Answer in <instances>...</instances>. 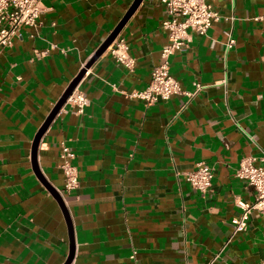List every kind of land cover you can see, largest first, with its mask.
<instances>
[{"label":"crops","instance_id":"0c3cea01","mask_svg":"<svg viewBox=\"0 0 264 264\" xmlns=\"http://www.w3.org/2000/svg\"><path fill=\"white\" fill-rule=\"evenodd\" d=\"M135 1L43 0L40 26L0 55V264H66L72 251L71 264H264V219L232 227L238 202L256 198L239 164L264 157V0H210L221 19L170 58L193 96L152 106L130 93L163 63L160 0H143L116 37L132 72L113 43L96 57ZM84 70L76 89L88 106L64 104L34 161L38 133ZM63 145L76 155L72 192ZM202 162L215 174L205 195L187 180Z\"/></svg>","mask_w":264,"mask_h":264},{"label":"built area","instance_id":"2783aa9c","mask_svg":"<svg viewBox=\"0 0 264 264\" xmlns=\"http://www.w3.org/2000/svg\"><path fill=\"white\" fill-rule=\"evenodd\" d=\"M160 3L166 12L161 28L169 38V44L162 51L163 63L153 70L146 90L130 93L131 98L141 100L145 106L169 101L173 96H193L185 92L171 75L170 58L188 48L192 35L206 36L213 24L221 19L210 0H160ZM43 12V0H0V55L13 47L14 40L20 36L23 28L37 29ZM255 21L262 22L264 26V17L256 18ZM234 45L235 41L230 37L227 51ZM53 49H56L55 46ZM110 52L117 63L132 72L135 62L128 53L125 40H115L110 46ZM66 102L78 114L84 113L89 104L87 96L78 89L73 91ZM61 158L65 176L64 191L72 192L79 185L78 170L73 166L76 155L67 145H63ZM263 163L264 157H247L241 160L236 171V177L255 190L256 198L253 203L238 202L242 214L232 220L234 235L247 231L255 214L264 219ZM214 176V170L202 162L187 174V180L193 189L205 195L213 187ZM218 259L219 255L208 264H216Z\"/></svg>","mask_w":264,"mask_h":264},{"label":"water","instance_id":"95a60500","mask_svg":"<svg viewBox=\"0 0 264 264\" xmlns=\"http://www.w3.org/2000/svg\"><path fill=\"white\" fill-rule=\"evenodd\" d=\"M142 1L143 0H136L135 1V3L133 5V7L131 8V10L128 12V14L123 19V21L118 26V28L115 30V32L108 38V40L103 45V47L98 51L96 57H98L100 54H102V52L107 47H109L116 40L117 35L121 31V29L124 27V25L126 24V22L129 20V18L131 17V15L136 11V9L138 8V6L141 4ZM96 57L94 59H96ZM94 59L91 61L90 65L94 62ZM84 72H85V70L83 72H81V74L71 83L70 87L68 88V90L66 91V93L64 94V96L61 98V100L59 101V103L56 105V107L54 108L52 114L49 116L47 122L45 123V125L42 127V129L38 133V135H37V137H36V139L34 141V146H33L34 161H36V154H37L38 146H39V143H40V140H41L42 136L46 132L48 126L50 125V123L52 122V120L54 119V117L57 115V113L60 111V109L64 106V104L66 103L67 99L72 95L73 91L76 89L78 83L80 82V80L82 79V77L84 75ZM37 169L38 168H36V170ZM38 172H39V170H37V173ZM38 175H39V173H38ZM39 178L42 179L40 177V175H39ZM53 194L56 195V193H54V191H53ZM72 257H73V251H72L69 259L67 260L66 264H71Z\"/></svg>","mask_w":264,"mask_h":264}]
</instances>
